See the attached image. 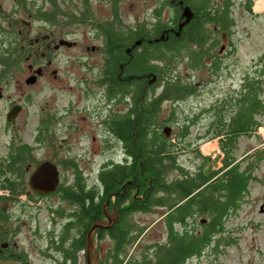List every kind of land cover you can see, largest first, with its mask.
<instances>
[{
  "label": "trees",
  "instance_id": "1",
  "mask_svg": "<svg viewBox=\"0 0 264 264\" xmlns=\"http://www.w3.org/2000/svg\"><path fill=\"white\" fill-rule=\"evenodd\" d=\"M100 1L110 5L111 16L104 20L98 16V21H92L90 15L95 13L92 0H42L38 4L34 0L38 17L52 22H59L61 17L91 21L88 23L93 24L102 38L104 59L110 70V100H129L125 110L110 111V132L122 144L124 158H112L98 170L100 185L95 204L98 217L95 214L83 219L85 232L103 215L104 205L111 195L110 210L117 207L120 218L109 228L112 244L101 264H185L188 259L207 253L218 256L225 251L226 245L238 242L235 233L226 231V222L241 207L264 159L263 147L247 163L237 160L239 139L254 133L261 124L264 59L257 61L254 70L248 71L239 86L217 99L213 121L206 127L204 134L211 132L218 137L224 152L223 165L207 173L201 168L191 171L171 153L175 143L171 141L172 135L167 137L163 131L166 124L179 123L176 103L199 89L194 81L182 76L176 66L185 59L193 68L209 65L212 75L219 74L222 61L213 57L211 65L208 64L206 56L210 50L205 44L210 34L217 31L215 25L229 28L230 33L235 23L231 12L234 0H183L184 5L193 9L194 15L181 29L177 25L181 0H160L154 8L157 16L168 6L174 11L167 19L158 18L151 24L146 20L125 23L121 9L124 0ZM246 6L252 10V1L247 0ZM162 33L165 38L156 40ZM142 37V42L135 44ZM219 39L216 36L211 47H215ZM122 63H125L123 70ZM124 71L133 76L122 79L119 74L122 76ZM144 73L156 74L157 78L150 79L152 84L143 89L136 80V77H143H134V74ZM166 101L174 106L169 116L164 117L162 111ZM205 109L180 123L177 139L187 140L190 124ZM174 170L178 171L175 175ZM93 201L94 197L90 199L88 210L83 205L84 211L94 209ZM155 207L165 208L158 220L164 225L165 238L141 247L137 253L135 250L150 228L137 224L133 214L152 211ZM105 229L99 228L101 238ZM85 243L83 239V245Z\"/></svg>",
  "mask_w": 264,
  "mask_h": 264
},
{
  "label": "flooded vegetation",
  "instance_id": "2",
  "mask_svg": "<svg viewBox=\"0 0 264 264\" xmlns=\"http://www.w3.org/2000/svg\"><path fill=\"white\" fill-rule=\"evenodd\" d=\"M38 21L40 25L36 26ZM79 24L81 20L61 17L59 22H52L36 16L34 0H0V81L19 79L24 74L27 84L19 86V81L15 82L12 93L21 92L9 94L3 116L7 124L17 126L26 118L29 105L38 116L29 137L15 132L6 140L5 152H0V264H86L90 225L85 232L83 219L95 214L98 217L95 208L98 191L94 183L98 180V171L94 181L93 168L88 166L89 161L97 159L98 153L110 151V70L106 59L102 63L84 62L82 40L71 36L79 32ZM215 30L224 40L229 28L215 25ZM227 46V42H222L218 54L227 51ZM92 49L100 50L95 45ZM84 68L90 71L86 75ZM206 70L211 73V66ZM145 74H134V77H143H136L143 89L152 84L150 75ZM132 76L125 71L122 76L119 74L124 80ZM29 77L31 81L27 80ZM67 78L77 86L69 98L62 92L65 85L61 83ZM44 79L46 83L42 85ZM192 81L198 87L202 85L198 80ZM41 89L45 94L42 101L37 99ZM208 93L214 94L212 89ZM4 96V87L0 84V99ZM217 99L204 111L211 117L209 124L214 118ZM36 104L40 110H36ZM14 106H19L18 111L9 118ZM22 123L28 124V121ZM88 128L101 129L103 133L98 137ZM66 129L79 135L78 142ZM95 142L100 148L95 147ZM46 162L48 171L43 176L57 177L56 183L46 185L48 179L35 177L37 169ZM93 197L94 209L87 212ZM83 205L87 207L85 211ZM105 217L103 209L99 218ZM109 228L103 231L102 238L99 228L94 234L98 264L104 259L100 240L110 239ZM83 239H86L85 245ZM90 257L92 260V254Z\"/></svg>",
  "mask_w": 264,
  "mask_h": 264
},
{
  "label": "rangeland",
  "instance_id": "3",
  "mask_svg": "<svg viewBox=\"0 0 264 264\" xmlns=\"http://www.w3.org/2000/svg\"><path fill=\"white\" fill-rule=\"evenodd\" d=\"M41 1L35 0V3H41ZM246 1L234 0L231 12L235 18V23L227 37L223 40L219 31H213L210 34L209 40L211 38L215 40L216 36H219V43L215 47H211V41L205 44L206 48L210 50V54L206 56L208 64L211 65L213 56L219 57L222 61L218 75H212L208 72L206 70L207 65L203 68H193L187 64L185 59L179 61L176 66L186 79L201 80L203 82L196 93L176 103V119H178L179 123H169L173 126L171 141L175 143L172 145L171 153L175 154L177 160L191 171H196L201 168L207 173L220 168L223 165L224 152L219 145L218 137L213 136L211 132L204 134L209 124L208 122L211 119L208 114H200L196 122L190 124L191 133L186 141H180L176 137L180 123H183L185 120H188V117H192L197 112H200L202 108H207L209 103H212L215 98L223 97L226 93L231 92L235 87L239 86L248 71L254 70L257 61L264 59V0H251L252 10L247 8ZM159 2L160 0H124L121 8L122 19L127 24H135L142 20H146L147 24H151L158 18L165 20L174 9L168 6L164 9V13L157 16L154 8ZM92 6L95 13L90 15V20L98 21L99 19L104 20L107 17L110 18L111 11L108 3L100 0H92ZM88 22L81 21V24L78 25L80 27L79 32L76 35L72 33L71 36L82 40L84 62L102 63L104 59L102 38L97 35L93 24ZM39 25V21L36 22V26ZM72 25L74 26L75 24L73 23ZM222 42H227L228 49L219 55V47ZM94 45L98 46L100 50H93L92 46ZM87 46L90 48L88 49ZM93 67L96 69L98 66ZM88 72L90 71L84 68V75ZM86 77L88 79L91 78L90 75ZM11 80L7 82L5 80L0 81L5 91L4 98L0 99V106L2 107L0 110V152L3 151V153L5 152V142L10 136L15 132H20V135L29 137L31 135L32 125L38 121V116L32 112L33 107L29 105L30 107H27L26 114L24 115L26 118L23 117L17 126L6 123L3 116L6 107L5 102L10 97L9 94H13L14 96L21 92L19 90L17 93H12L15 91V82L18 80L19 86L27 85L24 74H20L19 79L14 78ZM209 80H211L210 83H208ZM44 83H46V79L43 80L42 85ZM61 83L65 85L62 92L66 98H69L71 94L77 91L76 83L73 80H68L67 78ZM211 89L214 94L208 93ZM39 94L41 96H38L37 99L42 101L45 95L42 89ZM128 106V99L117 102L110 100V111L113 109L122 111ZM172 106L174 105L170 101H166L163 106L162 116H169V111ZM36 110H40L38 104H36ZM259 119L261 120V124H259L254 133L244 135L239 139L237 160L242 161L243 164L247 163L257 150L264 147V112L259 114ZM22 121H28V124L22 123L21 125ZM90 129L98 137L103 133L101 129L88 128V130ZM66 133H72L71 136H75V141L78 142L77 138L79 135L77 133L70 132L69 129H66ZM62 135L65 136L64 133ZM94 144L97 149L101 146L96 142ZM112 158L117 160L123 159L124 150L122 144L110 132V151L98 153L96 160L89 161L90 165L88 167L93 168L94 181L97 171L104 162ZM82 163L84 164L86 161ZM260 164V167L256 170L257 178L251 181L250 191L245 195L241 207L226 222V231L235 233L238 236V242L226 245L224 247L225 251L218 256L214 253H207L200 258L193 257L188 259L185 264H264V159ZM177 172L174 170L173 175L177 174ZM91 181L89 180V182ZM94 183L98 188L100 185L98 181L96 180ZM164 211L165 208L163 207H155L152 211H137L133 214V218L137 224L148 225L150 228L143 236L135 252L139 253L141 247H146L151 242L154 243L156 240L165 238L164 225L161 220L158 221ZM39 217L41 218L42 214H39ZM111 244L110 239L104 238L100 240V251L103 258H106L108 255Z\"/></svg>",
  "mask_w": 264,
  "mask_h": 264
},
{
  "label": "water",
  "instance_id": "4",
  "mask_svg": "<svg viewBox=\"0 0 264 264\" xmlns=\"http://www.w3.org/2000/svg\"><path fill=\"white\" fill-rule=\"evenodd\" d=\"M180 3L183 4V0H181ZM182 8H183V10H182V19L179 22L180 29L183 27L184 24L188 23L189 20L194 15V11L189 5H183ZM179 31H178V33H179ZM164 38H165V34L162 33L161 36H159V37H157L155 39L159 40V39H164ZM142 39H143V37L138 39V40H136L135 44H140L142 42ZM128 51H130V48H128ZM147 75H150V76L152 75L151 76L152 77L151 81H154L157 78L156 74L148 73ZM31 79L32 78L29 77L27 80L31 81ZM18 107L14 106L9 111V118H11L18 111ZM172 129H173V126L170 125V124H166L163 127V131H164V133L166 134L167 137L171 136ZM46 171H48L47 162L44 163L42 166H40L37 169V171L35 172V177H37V178L42 177L44 179H48L49 182H47L46 185L51 184L50 182H53V181L56 183L57 182V177L55 179V178H53L51 176H48V175L43 176L45 173H47ZM43 183H45V182H43ZM55 183H54V186H55ZM54 186H51V187H54ZM46 189H48V188H46ZM110 198H111V195H110V197L108 198V200L106 201V203L104 205V209H105L107 217L98 218L95 221H93L92 226L90 227V229L88 231L87 252H86V255H85L86 264H98V250L96 248L95 241H94V234H95L96 230L98 228H100V227H102V228L112 227L116 223V221L120 218V213H119V210L117 209V207H114L113 210H110V212L108 211V205H109V202H110ZM91 254L93 256L92 260H91V257H90Z\"/></svg>",
  "mask_w": 264,
  "mask_h": 264
}]
</instances>
